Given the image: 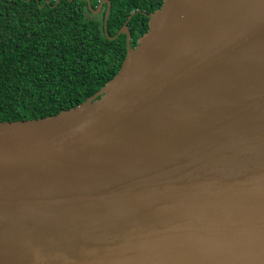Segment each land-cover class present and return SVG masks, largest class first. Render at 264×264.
Returning a JSON list of instances; mask_svg holds the SVG:
<instances>
[{
    "label": "water",
    "instance_id": "95a60500",
    "mask_svg": "<svg viewBox=\"0 0 264 264\" xmlns=\"http://www.w3.org/2000/svg\"><path fill=\"white\" fill-rule=\"evenodd\" d=\"M93 95L0 121V264H264V0H163Z\"/></svg>",
    "mask_w": 264,
    "mask_h": 264
},
{
    "label": "trees",
    "instance_id": "16d2710c",
    "mask_svg": "<svg viewBox=\"0 0 264 264\" xmlns=\"http://www.w3.org/2000/svg\"><path fill=\"white\" fill-rule=\"evenodd\" d=\"M101 0H90L95 9ZM109 36L126 22L130 46L163 0H109ZM106 3L0 0V121L39 118L93 95L120 68L125 34L103 31Z\"/></svg>",
    "mask_w": 264,
    "mask_h": 264
},
{
    "label": "rangeland",
    "instance_id": "374dc122",
    "mask_svg": "<svg viewBox=\"0 0 264 264\" xmlns=\"http://www.w3.org/2000/svg\"><path fill=\"white\" fill-rule=\"evenodd\" d=\"M98 13H100V12H98ZM98 13H97V14H98Z\"/></svg>",
    "mask_w": 264,
    "mask_h": 264
}]
</instances>
